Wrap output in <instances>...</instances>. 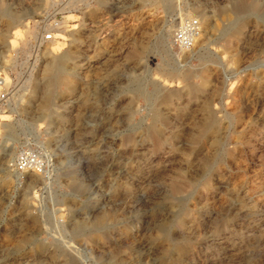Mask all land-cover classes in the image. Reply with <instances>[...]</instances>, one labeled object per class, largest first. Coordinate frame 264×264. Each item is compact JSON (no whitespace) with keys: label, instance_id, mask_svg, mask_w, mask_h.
<instances>
[{"label":"rangeland","instance_id":"rangeland-1","mask_svg":"<svg viewBox=\"0 0 264 264\" xmlns=\"http://www.w3.org/2000/svg\"><path fill=\"white\" fill-rule=\"evenodd\" d=\"M62 2L0 0V264H264V0Z\"/></svg>","mask_w":264,"mask_h":264},{"label":"built area","instance_id":"built-area-1","mask_svg":"<svg viewBox=\"0 0 264 264\" xmlns=\"http://www.w3.org/2000/svg\"><path fill=\"white\" fill-rule=\"evenodd\" d=\"M62 1V8L47 12L40 19L33 22L34 26L38 24L40 26L41 23V26L47 25V27L43 28L38 34L40 42H48L57 39L66 40V0ZM199 33L200 24L198 20L192 18L187 19L179 28L175 30L172 41L174 45L181 48H190L193 46ZM0 84L3 85L4 82L0 81ZM0 99L2 101L7 100V92L5 90L0 92ZM31 165L41 167V162L37 156L28 152H21L14 162V167L18 171L26 170Z\"/></svg>","mask_w":264,"mask_h":264},{"label":"bare ground","instance_id":"bare-ground-1","mask_svg":"<svg viewBox=\"0 0 264 264\" xmlns=\"http://www.w3.org/2000/svg\"><path fill=\"white\" fill-rule=\"evenodd\" d=\"M4 12V11H3ZM13 19L9 18V23L12 21ZM170 32L169 28H166V34H168ZM183 49V48H182ZM181 49V50H182ZM57 60V59H56ZM65 57H61L58 61H56V63L50 64L49 66H47L48 68L46 69L48 73H55L56 75H59L61 77H65L64 80L66 79V66H65ZM45 70V71H46ZM49 75V74H48ZM51 76V75H50ZM46 97V96H45ZM49 107V106H48ZM43 109V108H42ZM47 110V109H46ZM43 111V110H42Z\"/></svg>","mask_w":264,"mask_h":264}]
</instances>
